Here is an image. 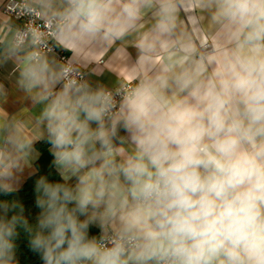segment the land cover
<instances>
[{
  "label": "clouds",
  "instance_id": "obj_1",
  "mask_svg": "<svg viewBox=\"0 0 264 264\" xmlns=\"http://www.w3.org/2000/svg\"><path fill=\"white\" fill-rule=\"evenodd\" d=\"M0 20L21 105L0 80V264L21 233L42 264H264V0H0ZM40 142L59 179L30 222L12 197Z\"/></svg>",
  "mask_w": 264,
  "mask_h": 264
},
{
  "label": "trees",
  "instance_id": "obj_2",
  "mask_svg": "<svg viewBox=\"0 0 264 264\" xmlns=\"http://www.w3.org/2000/svg\"><path fill=\"white\" fill-rule=\"evenodd\" d=\"M38 150L41 152V156L35 161V169L37 172L36 176L28 177L22 184L20 190L14 194L12 198L20 200L24 203L26 208V216L29 218L30 222H34L38 214V209L35 207V193H34V181L40 174L47 175L52 181L58 180L59 177L55 173L54 169L50 166L51 157L47 151V145L40 142L37 145ZM90 233H97V229L92 227ZM17 258L20 264H42L39 256L33 254L27 247V238L25 234L21 233L17 240Z\"/></svg>",
  "mask_w": 264,
  "mask_h": 264
},
{
  "label": "crops",
  "instance_id": "obj_3",
  "mask_svg": "<svg viewBox=\"0 0 264 264\" xmlns=\"http://www.w3.org/2000/svg\"><path fill=\"white\" fill-rule=\"evenodd\" d=\"M0 24H3V20H0ZM118 68H120V61L117 59L116 56H114L110 52L108 53L107 56L103 58V60L100 61L99 67L94 68V71L103 73L100 79L102 80L103 83L111 87L115 83L114 72ZM6 75H7V69H0V80H3L5 83V87L9 88V99L4 104V107L6 108L7 112L11 114L15 110H17L21 105L20 103L17 102L18 97H16V94L11 92V86L9 85V82L4 79ZM21 103H23V101H21ZM34 163H33V167L35 168ZM26 179H24V181ZM97 232H98V229H97Z\"/></svg>",
  "mask_w": 264,
  "mask_h": 264
}]
</instances>
